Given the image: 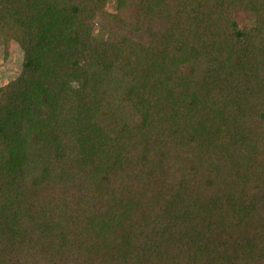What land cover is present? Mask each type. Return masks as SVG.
<instances>
[{"label":"trees","instance_id":"trees-1","mask_svg":"<svg viewBox=\"0 0 264 264\" xmlns=\"http://www.w3.org/2000/svg\"><path fill=\"white\" fill-rule=\"evenodd\" d=\"M107 1L0 0V264H264V0Z\"/></svg>","mask_w":264,"mask_h":264},{"label":"rangeland","instance_id":"rangeland-1","mask_svg":"<svg viewBox=\"0 0 264 264\" xmlns=\"http://www.w3.org/2000/svg\"><path fill=\"white\" fill-rule=\"evenodd\" d=\"M114 5L115 0H109L105 8L107 11H113ZM127 12L131 15L135 13V9L131 4H127ZM236 16L240 23H247L248 17L245 16L243 11H238ZM98 21L110 24L108 17L102 13L98 15ZM22 55L23 53L16 42L10 41L7 45L0 43V86L13 79L19 73Z\"/></svg>","mask_w":264,"mask_h":264}]
</instances>
